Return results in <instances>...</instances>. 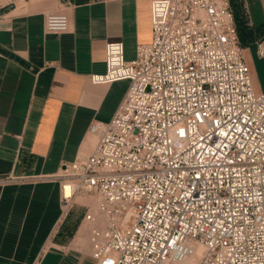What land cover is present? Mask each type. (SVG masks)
Masks as SVG:
<instances>
[{
  "label": "built area",
  "instance_id": "built-area-1",
  "mask_svg": "<svg viewBox=\"0 0 264 264\" xmlns=\"http://www.w3.org/2000/svg\"><path fill=\"white\" fill-rule=\"evenodd\" d=\"M151 27L133 61L105 45L91 81L129 86L90 125L91 153L50 177L64 211L95 201L82 219L95 264H264V92L231 0H152ZM70 29L45 16L47 33Z\"/></svg>",
  "mask_w": 264,
  "mask_h": 264
},
{
  "label": "crops",
  "instance_id": "crops-1",
  "mask_svg": "<svg viewBox=\"0 0 264 264\" xmlns=\"http://www.w3.org/2000/svg\"><path fill=\"white\" fill-rule=\"evenodd\" d=\"M151 3L0 0V264H95L89 246L63 240L70 210L50 177L88 156L90 125L114 116L129 83L93 84L91 76L106 72L107 43L122 42L125 60L133 61L137 46L152 40ZM231 6L262 91L264 0ZM51 12L70 15L69 32L45 31Z\"/></svg>",
  "mask_w": 264,
  "mask_h": 264
},
{
  "label": "rangeland",
  "instance_id": "rangeland-1",
  "mask_svg": "<svg viewBox=\"0 0 264 264\" xmlns=\"http://www.w3.org/2000/svg\"><path fill=\"white\" fill-rule=\"evenodd\" d=\"M260 84L261 89L264 92V78L261 79ZM94 206L95 201L89 197H79L68 206L67 210L70 211L66 216V229L63 236V240L66 241V243H70L73 241V246H79L83 249L89 246L87 229L85 226H82V218L85 213L89 209H93ZM86 264H93V262L89 260Z\"/></svg>",
  "mask_w": 264,
  "mask_h": 264
},
{
  "label": "trees",
  "instance_id": "trees-1",
  "mask_svg": "<svg viewBox=\"0 0 264 264\" xmlns=\"http://www.w3.org/2000/svg\"><path fill=\"white\" fill-rule=\"evenodd\" d=\"M238 31H239V29H238ZM239 34H240V32H239Z\"/></svg>",
  "mask_w": 264,
  "mask_h": 264
}]
</instances>
